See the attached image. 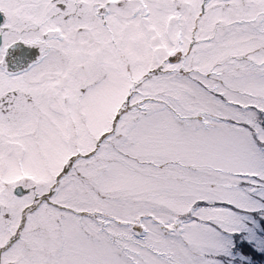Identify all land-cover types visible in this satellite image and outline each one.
I'll list each match as a JSON object with an SVG mask.
<instances>
[{
	"label": "snow or ice",
	"instance_id": "snow-or-ice-1",
	"mask_svg": "<svg viewBox=\"0 0 264 264\" xmlns=\"http://www.w3.org/2000/svg\"><path fill=\"white\" fill-rule=\"evenodd\" d=\"M0 264H264V0H0Z\"/></svg>",
	"mask_w": 264,
	"mask_h": 264
}]
</instances>
